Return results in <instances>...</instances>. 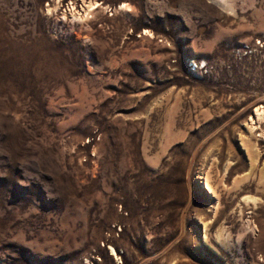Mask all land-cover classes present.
<instances>
[{"label": "rangeland", "instance_id": "1", "mask_svg": "<svg viewBox=\"0 0 264 264\" xmlns=\"http://www.w3.org/2000/svg\"><path fill=\"white\" fill-rule=\"evenodd\" d=\"M226 1L0 0V264H264V0Z\"/></svg>", "mask_w": 264, "mask_h": 264}, {"label": "bare ground", "instance_id": "2", "mask_svg": "<svg viewBox=\"0 0 264 264\" xmlns=\"http://www.w3.org/2000/svg\"><path fill=\"white\" fill-rule=\"evenodd\" d=\"M210 2H212V3H215V4H217V5H219L220 7H227V1L226 0H209ZM126 7V5H124V7L123 8H125ZM260 113V112H259ZM261 115V114H260ZM247 200H249V201H251V200H255L254 198H252V197H249ZM112 250H113V254L115 255L116 254V251H115V249L114 248H112ZM117 255V254H116Z\"/></svg>", "mask_w": 264, "mask_h": 264}]
</instances>
